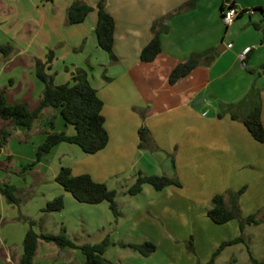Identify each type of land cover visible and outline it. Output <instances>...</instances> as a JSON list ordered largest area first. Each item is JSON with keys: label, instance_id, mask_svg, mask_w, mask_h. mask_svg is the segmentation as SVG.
Instances as JSON below:
<instances>
[{"label": "crops", "instance_id": "0c3cea01", "mask_svg": "<svg viewBox=\"0 0 264 264\" xmlns=\"http://www.w3.org/2000/svg\"><path fill=\"white\" fill-rule=\"evenodd\" d=\"M73 1L0 0V45L12 46L8 54L0 52V88L5 89L8 100H24L30 107L37 104L43 83L35 75V58L45 60L48 50H52L47 71L53 74L54 82L71 81L77 70L85 71L103 101L108 133L104 147L93 153L83 151L67 164L71 172L88 173L116 189L122 178L126 182L134 180L138 171L150 174L147 171L156 166L161 170L157 173L176 177L180 182L156 189L155 193L143 184L140 192L147 191L149 195L142 203H135L133 194L117 198L118 209L122 206L128 212V236L153 241L154 251L161 249L170 264H206L221 241L239 233L245 241L225 247L241 243L247 246L245 225L241 232L237 218L217 223L207 210L214 194L223 193L230 204L228 191L250 186L256 178L260 197L251 203L245 190L237 204L241 215L252 214L254 208L260 212L257 218L264 220V141L256 140L240 118L252 105L254 98L245 96L253 87L259 91L264 125V71L259 69L264 62V44L261 28L254 24L261 22L263 13L250 10L264 7V0H194L182 9L178 7L191 0H105L114 19V60L98 44L94 32L98 0H81L93 8L82 21L67 24L66 9ZM230 1L247 10L227 27L221 14ZM164 14L169 15L167 28L160 33V51L152 60H141L140 51L153 35L151 24ZM247 45L251 48L242 61L238 54ZM193 54H198L199 62L187 74L169 82L171 69ZM41 114L29 129H13L0 151V156H6L5 168L12 157V139L24 144L31 133H40L33 141L36 150L48 131L68 130L65 123L56 125L57 121L49 117H56V108L45 107ZM141 126L148 130L150 148L138 146ZM5 182L13 184L18 195L19 185L0 178V185ZM60 186L64 206L65 200L73 205L84 203ZM53 196L44 195L45 202ZM103 202L92 204L99 209ZM0 204V264H16L28 227L25 217L30 215L22 213L20 222L19 209L1 192ZM63 207L44 212L46 224L52 223V227L41 232L55 233L61 226L68 231ZM84 215L87 219V213ZM118 227L116 221L113 228L117 231ZM98 228L109 234L104 223H99ZM113 240L120 250L114 259L105 257L116 264L128 261L131 252L126 249H132L119 242H141L116 237ZM109 249L107 246L104 253ZM83 260L78 247H59L39 238L32 264H81Z\"/></svg>", "mask_w": 264, "mask_h": 264}, {"label": "trees", "instance_id": "16d2710c", "mask_svg": "<svg viewBox=\"0 0 264 264\" xmlns=\"http://www.w3.org/2000/svg\"><path fill=\"white\" fill-rule=\"evenodd\" d=\"M192 2L194 0L186 2L179 6L178 9H182L186 5H192ZM230 2L233 3L232 1ZM96 7L97 21L94 26V32L97 42L109 53L111 59L114 60L115 55L112 49L114 32L113 16L106 9L105 0H98ZM92 8L93 6L87 2L74 0L66 9L65 22L70 24L82 21ZM252 8L263 13L261 22L254 24L256 27L261 28V42L264 44V7L255 6ZM245 10L247 9L242 8L239 13ZM168 15L164 14L153 20L151 24L153 35L140 51L141 60H152L160 51V33L167 28L165 21ZM11 49L12 46L8 43L0 45V52L4 54H8ZM52 55V50H48L45 60L38 57L35 58V75L43 83V89L34 107H30L27 101L24 100L9 101L5 89L0 88V151L14 128L23 126L29 129L45 107L58 109L64 123L66 125H73L75 129L73 133H69L66 130L48 131L43 141L37 145L35 159L27 163L22 169L33 166L55 144L62 141L76 143L86 153H93L101 149L108 141V133L105 128V119L102 113L103 101L99 97L96 88L90 83L85 71L79 69L72 75L71 81L56 83L54 82L53 74L47 71L50 68ZM211 57H213V54H210ZM198 62V54H193L188 59L178 62L169 73V82L173 83L179 77L187 74ZM259 69L260 71H264V62L259 65ZM258 96L259 91L251 87L245 97H252L254 100L252 101L250 109L240 118L256 140L264 141V125L261 119V105ZM231 115L234 118L239 117L236 113H231ZM138 146L141 148L151 147L148 130L145 126L139 128ZM55 180L65 190L69 191L76 200L86 203H98L106 200L113 213H117L115 198L117 191L115 188L109 187L106 182L97 181L88 173L73 174L68 165H61L59 167L55 174ZM145 183L151 184L157 189H161L170 184H180L176 177L166 174H145L138 171L133 183L128 187L127 192L130 194L140 192ZM15 191L16 187L11 183L5 182L3 185H0V192L9 201L18 204L19 197L15 194ZM242 192L243 187L238 190H233L229 194L230 204L225 201L223 193L214 194L211 198V206L207 210V215L217 223L237 218L241 232L247 223H260L263 219L255 217L254 214L241 215L237 200ZM63 206V195L58 194L48 200L42 207V210L56 211L60 210ZM25 220L28 222V227L22 240V253L16 264H32L39 238L52 241L59 247H78L84 255V260L81 264H116L103 255L107 246L112 242L108 235L100 241L77 243L67 234L64 226H61L60 230L55 233L38 232L33 227L35 224L33 218L25 217ZM243 241L245 239L242 233H239L233 238L221 241L206 264H212L214 257L226 245ZM190 243L191 240H189ZM119 244L128 246L143 255H148L156 249V244L151 240L142 242H119ZM246 247L252 264H264V260L253 256L248 245Z\"/></svg>", "mask_w": 264, "mask_h": 264}, {"label": "rangeland", "instance_id": "374dc122", "mask_svg": "<svg viewBox=\"0 0 264 264\" xmlns=\"http://www.w3.org/2000/svg\"><path fill=\"white\" fill-rule=\"evenodd\" d=\"M244 16L247 17L248 14H245ZM28 28L29 26H27V29ZM42 115L43 114L40 113L38 116ZM49 115V117L53 121H57L56 125H59V122H61V125L64 123L62 117L58 112V109L56 117H54L52 114ZM48 124L46 123L47 126H50V124ZM40 126L42 125L39 123L38 127L40 128ZM67 126V131L69 133H73L75 130L74 126L71 124H68ZM39 134L37 132L31 133L29 140L24 144H21L20 142H18V140L15 139L11 140L10 149L12 151V157L8 162V169L5 168L3 164L6 156L3 154L0 156V178H4L6 181H11L17 186L19 185V193L17 196L20 198V201L17 206L16 203L14 204L15 208L19 209L20 211L19 215L21 216V218H19V220L21 222V220L23 219V215H21L22 213L30 215V217L35 220V224L33 225L34 229L38 232H41L48 231L52 227V223L46 224V220L44 217L45 211L41 208L46 203L44 195L48 194L56 196L60 193L59 188H62L60 184L55 180V171H58L61 165H67L71 163L73 160L79 157L80 154H83V150L76 143L62 141L60 145H58L59 147H55V149L42 156V159L40 160L41 162L39 161L31 167L33 169L26 168L25 171H22V167L35 159L36 150L33 149V141H35V138L38 137ZM159 171L161 170H159L155 166L153 169L148 170L147 173L163 174L157 173ZM251 175H253L252 172ZM135 177L136 176H134V179ZM133 181L134 180L132 179L126 182L124 178L121 179V183L118 186H115L117 189V194L115 197L116 200L117 198L118 200L119 198L125 199L131 195L127 192V189L133 183ZM256 181L257 180L255 178L250 183V186H248V184L242 186L243 191L246 190L249 193L248 199L251 203H253V200L260 197L259 194L261 190L258 188ZM145 184L149 192H156L157 188L153 187L151 184ZM232 192L233 190H229L228 194ZM147 194L149 195L147 191L137 192L133 194L134 202L142 203L145 200ZM251 203H249L248 206H250ZM79 204L81 205H73L65 200V206L62 209L63 217L67 220V232L70 233V237L72 239L76 241L96 242L100 241L103 237L108 235L112 242L109 244V251H107L103 255L105 256L106 254V256L110 257L111 259H114L117 252L120 250V247L113 243V239L115 237L117 239H120V241L133 239L135 241L142 242V239L137 236H128V212L126 209L121 208L122 206H120L119 209L117 207L118 211L115 214L109 207V203L106 200H104V202L102 203V207H99V209H96L95 205H93L92 203L84 202ZM79 206H82L84 209L79 208ZM85 213H87L88 215L86 217L87 219L83 217ZM251 213L254 214L255 217H260V212H258L257 209L253 208L251 210ZM262 213H264V211H262ZM116 221L119 223L117 231L113 228ZM99 223H104L107 226L109 234H104L100 231V229L98 228ZM243 233L245 235V238L247 239L246 243L249 245V249L252 255L260 260H264V220L260 223L245 224ZM126 250H129L131 252V256L130 259L123 262V264H170V259L161 249H157V251H153L148 255H143L138 251L132 249ZM214 264L252 263L246 244L241 243L236 246H227L223 250H221L216 257Z\"/></svg>", "mask_w": 264, "mask_h": 264}, {"label": "built area", "instance_id": "2783aa9c", "mask_svg": "<svg viewBox=\"0 0 264 264\" xmlns=\"http://www.w3.org/2000/svg\"><path fill=\"white\" fill-rule=\"evenodd\" d=\"M251 11L253 10L250 9ZM239 7L234 4V3H231V2H227L224 6V8H222V21L223 23L225 24V26H230L233 22H234V19L235 17L239 14ZM232 45V42H229L227 44L228 47H230ZM251 46L250 45H247L245 46L240 52H239V58L244 61V58L247 54V52L250 50Z\"/></svg>", "mask_w": 264, "mask_h": 264}, {"label": "water", "instance_id": "95a60500", "mask_svg": "<svg viewBox=\"0 0 264 264\" xmlns=\"http://www.w3.org/2000/svg\"><path fill=\"white\" fill-rule=\"evenodd\" d=\"M218 50H215V52H217Z\"/></svg>", "mask_w": 264, "mask_h": 264}]
</instances>
